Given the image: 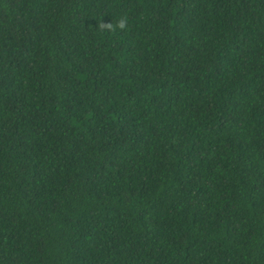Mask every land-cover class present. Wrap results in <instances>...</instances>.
Wrapping results in <instances>:
<instances>
[{
  "label": "trees",
  "instance_id": "1",
  "mask_svg": "<svg viewBox=\"0 0 264 264\" xmlns=\"http://www.w3.org/2000/svg\"><path fill=\"white\" fill-rule=\"evenodd\" d=\"M0 264H264V0H0Z\"/></svg>",
  "mask_w": 264,
  "mask_h": 264
},
{
  "label": "clouds",
  "instance_id": "2",
  "mask_svg": "<svg viewBox=\"0 0 264 264\" xmlns=\"http://www.w3.org/2000/svg\"><path fill=\"white\" fill-rule=\"evenodd\" d=\"M117 27L123 29L125 27V20L124 19H120L118 22H117Z\"/></svg>",
  "mask_w": 264,
  "mask_h": 264
}]
</instances>
